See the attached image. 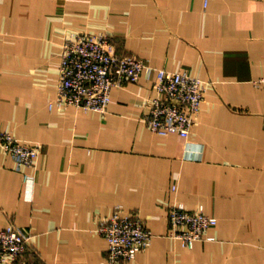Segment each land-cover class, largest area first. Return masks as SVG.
Returning a JSON list of instances; mask_svg holds the SVG:
<instances>
[{"label": "crops", "instance_id": "1", "mask_svg": "<svg viewBox=\"0 0 264 264\" xmlns=\"http://www.w3.org/2000/svg\"><path fill=\"white\" fill-rule=\"evenodd\" d=\"M74 31L206 84L188 139L145 122L154 78L113 88L105 113L56 103ZM264 0H0V128L42 144L36 168L0 149V229L31 234L25 258L110 264L99 231L122 205L153 233L123 264H264ZM35 175L33 187L23 172ZM218 218L192 248L168 208Z\"/></svg>", "mask_w": 264, "mask_h": 264}, {"label": "built area", "instance_id": "2", "mask_svg": "<svg viewBox=\"0 0 264 264\" xmlns=\"http://www.w3.org/2000/svg\"><path fill=\"white\" fill-rule=\"evenodd\" d=\"M205 5L209 0H204ZM154 78L155 95L149 99L145 122L160 134L178 133L188 139L206 93L205 82L187 71L155 68L144 58L117 52L115 38L106 32L74 31L65 39L60 55V78L56 103L105 113L113 88L143 76ZM264 86V76L255 80ZM0 149L11 153L19 168H36L42 144L27 143L9 130L0 128ZM26 184L34 186L35 175L23 172ZM169 235L192 248L196 240L218 222L203 205L188 208L174 202L168 208ZM99 231L108 240L110 264H123L148 248L154 233L135 213L117 205L114 213L102 219ZM32 234L17 224L0 229V264H47L25 258Z\"/></svg>", "mask_w": 264, "mask_h": 264}]
</instances>
